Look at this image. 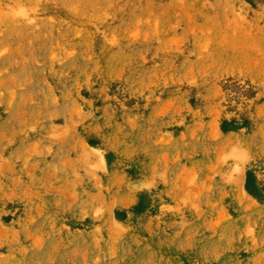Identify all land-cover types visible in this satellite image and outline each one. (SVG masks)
Wrapping results in <instances>:
<instances>
[{
    "label": "rangeland",
    "instance_id": "obj_1",
    "mask_svg": "<svg viewBox=\"0 0 264 264\" xmlns=\"http://www.w3.org/2000/svg\"><path fill=\"white\" fill-rule=\"evenodd\" d=\"M0 264H264V0H0Z\"/></svg>",
    "mask_w": 264,
    "mask_h": 264
},
{
    "label": "clouds",
    "instance_id": "obj_2",
    "mask_svg": "<svg viewBox=\"0 0 264 264\" xmlns=\"http://www.w3.org/2000/svg\"><path fill=\"white\" fill-rule=\"evenodd\" d=\"M14 15L17 16V17H25L26 18L27 17V12H26L25 9L21 8L19 10H16L14 12Z\"/></svg>",
    "mask_w": 264,
    "mask_h": 264
}]
</instances>
